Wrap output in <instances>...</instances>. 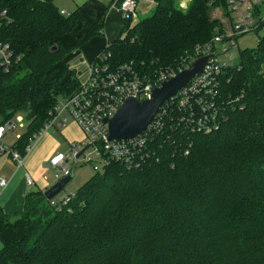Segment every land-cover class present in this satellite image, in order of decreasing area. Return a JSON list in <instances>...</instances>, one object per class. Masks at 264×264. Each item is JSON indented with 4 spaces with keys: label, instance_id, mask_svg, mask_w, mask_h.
<instances>
[{
    "label": "trees",
    "instance_id": "16d2710c",
    "mask_svg": "<svg viewBox=\"0 0 264 264\" xmlns=\"http://www.w3.org/2000/svg\"><path fill=\"white\" fill-rule=\"evenodd\" d=\"M55 1L0 0L11 19L1 37L22 56L0 75V122L27 114L31 125L13 145L22 155L57 97L80 85L67 56L106 24H122L103 50L110 68L132 63L153 74L209 41L221 26L211 12L226 7V0H154L151 15L137 22L100 17L65 47L60 38L82 29L83 19L79 9L62 13ZM221 84L231 102L218 130L180 128L172 140L161 139L144 167L111 163L67 204L29 192L25 233L4 244L0 264H264V36L239 50ZM171 115L177 125V112ZM10 226L0 206V232Z\"/></svg>",
    "mask_w": 264,
    "mask_h": 264
},
{
    "label": "built area",
    "instance_id": "2783aa9c",
    "mask_svg": "<svg viewBox=\"0 0 264 264\" xmlns=\"http://www.w3.org/2000/svg\"><path fill=\"white\" fill-rule=\"evenodd\" d=\"M138 2L139 0H112L105 18L112 14L133 18L136 16ZM61 12L69 14L65 10ZM213 14L221 26L209 41L196 45L193 52L184 56L177 65L161 68L153 74L140 72L132 63L111 69L106 62L109 53L102 52L98 61L93 62L87 81L80 83L72 93L57 97L34 139L49 130H61L69 120L77 122L84 137L81 142L73 143L67 151L55 153L47 162L46 167L54 172V183L69 175L81 156L85 163L92 164L95 171L103 172L111 163L138 169L157 157L156 149L163 137L165 140H172V135L180 131V128L185 133H211L220 128L227 118L226 105L231 102L228 100L231 97L227 98L223 93L222 78L227 69L238 62L232 51L238 47L239 37L264 27V0H226L224 10L218 7ZM225 17L228 18L227 22ZM10 21L7 10H0V29ZM203 56L207 57L203 71L160 107L155 118L141 134L130 139H109L108 124L104 119L112 117L126 98L149 97L154 86L192 68L193 63ZM21 59L22 56L2 39L0 33V75L10 72ZM173 111L178 114L177 125L172 123ZM24 123L25 119L21 115L0 122V152L9 153L18 166L23 164L25 155L15 146H7L4 138ZM29 149L30 146L26 150ZM188 153L189 149L185 150V154ZM44 178L47 176L44 175ZM26 180L28 185L35 184V179L29 173L26 174ZM6 184L7 179L0 177V186ZM63 190L49 200L50 204H67L76 194L75 190L68 193Z\"/></svg>",
    "mask_w": 264,
    "mask_h": 264
},
{
    "label": "crops",
    "instance_id": "0c3cea01",
    "mask_svg": "<svg viewBox=\"0 0 264 264\" xmlns=\"http://www.w3.org/2000/svg\"><path fill=\"white\" fill-rule=\"evenodd\" d=\"M111 1L64 0V6L60 7L56 4L61 10H65L67 13L79 9L83 19L80 23L82 29L62 36L60 42L65 47L73 45L79 34L84 33L100 17L105 16V8ZM153 2L155 3L154 0ZM137 17H139L138 14ZM83 23H86L88 26L83 27ZM121 31L122 24L110 22L103 27L102 35L93 36L85 45L74 50L67 56L65 66L75 72V76L80 83L87 81L95 59L103 52L105 47L121 34ZM7 135L4 138L6 145L13 146L14 143L11 144V141L7 139ZM83 137V131L77 122L69 120L61 130H49L42 136L36 138L27 151L21 166L16 164L9 153L0 152V177L7 179V184L0 186V206L3 212L11 217V221L13 222V226L7 227L0 232V249L11 239L15 237L20 238L25 233L26 229L22 212L25 207L27 194L31 191H45L54 183L49 181L50 177L47 173L51 170V168L46 167L49 159L57 152L67 151L73 143L81 142ZM27 173L35 179L33 186L27 183ZM44 175L47 178H44Z\"/></svg>",
    "mask_w": 264,
    "mask_h": 264
},
{
    "label": "water",
    "instance_id": "95a60500",
    "mask_svg": "<svg viewBox=\"0 0 264 264\" xmlns=\"http://www.w3.org/2000/svg\"><path fill=\"white\" fill-rule=\"evenodd\" d=\"M206 61V56L198 58L192 68L185 69L160 85L154 86L147 98H126L112 117L104 119V122L108 124L109 139H130L141 134L155 118L160 107L203 71ZM72 178L73 171L48 187L44 191L45 197L51 200L66 187Z\"/></svg>",
    "mask_w": 264,
    "mask_h": 264
},
{
    "label": "rangeland",
    "instance_id": "374dc122",
    "mask_svg": "<svg viewBox=\"0 0 264 264\" xmlns=\"http://www.w3.org/2000/svg\"><path fill=\"white\" fill-rule=\"evenodd\" d=\"M56 4H58V6H60V7H62V6H64V0H58L56 2ZM154 8H155V3L153 2V0H140V2H138V6L136 8V12H137L139 17H137V14H136V16H133V20H135V22H137V20L143 19L144 17L151 15L153 13ZM213 13H215V10L211 12L212 19H214ZM225 21L226 22L228 21L227 17H225ZM263 36H264V27L261 28L257 32L252 31V32H249V33L239 37L238 47L232 51L233 54L235 53V55L238 59L239 50L245 49V48L257 47L259 44L260 38ZM19 115H21L24 119L27 118V114H25L24 112H20L13 117H18ZM30 125H31L30 120H28L27 122L25 121L23 126H19L17 129L10 131L7 135V139L9 141H11V144L16 143L18 136H20L21 134H24L28 130ZM47 173H48V176L50 177L49 181L54 182L53 170H50ZM94 174H95V170L92 167V164L85 163L83 161V156H81L79 162H77L75 164V167L73 170L72 180L66 185L65 189L63 190L64 193H68L72 190H76L79 186H81L83 183H85L87 180H89ZM46 214H48V213H46Z\"/></svg>",
    "mask_w": 264,
    "mask_h": 264
}]
</instances>
